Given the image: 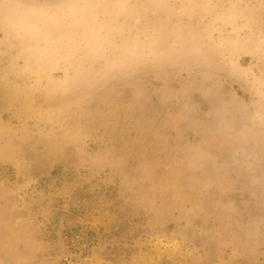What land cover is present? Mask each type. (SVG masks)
Listing matches in <instances>:
<instances>
[{
  "label": "rangeland",
  "instance_id": "374dc122",
  "mask_svg": "<svg viewBox=\"0 0 264 264\" xmlns=\"http://www.w3.org/2000/svg\"><path fill=\"white\" fill-rule=\"evenodd\" d=\"M0 264H264V0H0Z\"/></svg>",
  "mask_w": 264,
  "mask_h": 264
},
{
  "label": "crops",
  "instance_id": "0c3cea01",
  "mask_svg": "<svg viewBox=\"0 0 264 264\" xmlns=\"http://www.w3.org/2000/svg\"><path fill=\"white\" fill-rule=\"evenodd\" d=\"M6 201L7 200H4V199H2V197H0V205H1V203L6 204Z\"/></svg>",
  "mask_w": 264,
  "mask_h": 264
}]
</instances>
